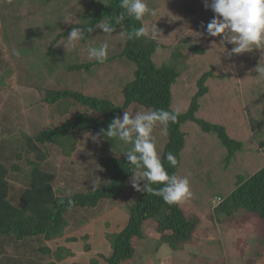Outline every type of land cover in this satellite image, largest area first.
Here are the masks:
<instances>
[{"label": "trees", "instance_id": "16d2710c", "mask_svg": "<svg viewBox=\"0 0 264 264\" xmlns=\"http://www.w3.org/2000/svg\"><path fill=\"white\" fill-rule=\"evenodd\" d=\"M43 1L41 13L39 11L28 19L25 14L13 16L11 10L29 6L32 0H0V19L3 20L10 52L28 59L6 69L0 75V84L5 85V79L16 73L23 74V85L45 92L46 104L58 109L60 116L64 117L59 125L48 127L34 136L25 132L15 134L11 128L4 130L22 145L15 149L16 155L11 160L0 152V243L4 240L17 243L42 240L44 246L39 251L54 259L49 264H59L62 257H73L68 248L60 246L53 251L47 243L65 237L70 227L69 213L78 209H95L102 201H113L114 204L119 201L126 192L132 171L122 154L131 145L102 136L104 145L94 147L96 145L85 144L83 136L107 129L111 121L122 116L125 110L164 109L179 113L175 123L157 126L152 133L168 173L178 175L183 171L180 177H187L189 182L200 175L199 183L205 185L203 190H212V185L217 187L214 194L193 191L199 196L192 195L194 189H190L193 202L203 197L210 201V207L214 197L222 198L218 207L213 209L216 216L230 217L244 211L258 215L264 221V78H258V73L253 71L264 59V49L233 55L231 49L234 45L222 43V37H209L204 26L215 14L206 9L204 0H145L157 15H146L144 22L150 28L156 25L160 36L168 32L167 25L163 24V19L169 15L165 6L170 1L181 4L188 19L180 20L175 33L188 32L189 36L173 50L169 62L158 66L155 63L157 53L167 47L158 42V37L154 40L136 39L132 33L140 23L126 16L114 32H124L127 36L123 51L108 56L104 63H98L90 61L87 52L89 47H98L96 37H100L97 33L102 29L85 32L84 39L68 52L64 40L73 27L86 30L102 19L110 20L113 15H118L122 11L120 0H106V5H94L93 9L85 8L82 12L78 11L77 5L81 1L83 4V0ZM39 4L42 5L41 1ZM202 7L205 13L201 12ZM7 16L11 18L7 20ZM176 17L172 16L174 20ZM38 19H42L41 26L20 28ZM198 24H202L200 29L190 31ZM182 42L187 45L188 53ZM214 52L217 54L213 57ZM209 53L206 62L203 56ZM188 54L195 60L189 67L185 62ZM125 61L132 65V71L127 72L128 63L124 65ZM117 71L123 72L120 78L124 83L118 100L109 83ZM65 77H71L70 82L67 83ZM59 78L64 89L51 87ZM180 79L190 91L187 93L188 100L191 99L189 105L183 100L185 97L180 88L175 103L173 91ZM219 86L230 88V104H227L225 91L218 93L216 90ZM195 133L199 137L195 138ZM188 143L194 146V150L188 149ZM11 146L6 145L3 150H10ZM50 146L67 158H72L77 151L95 149L99 153L98 166L107 181L93 189L63 196V190L55 188L57 174L48 169L52 158ZM168 153L177 157L176 167L167 162ZM191 167L196 168L195 173ZM16 176H21L26 186L13 202L11 192L15 187L12 182ZM225 182L229 184L227 189L223 187ZM161 186L153 185V188ZM154 219L160 247L167 244L177 250L181 244L193 239L197 222L186 218L179 204L168 205L158 195L141 192L129 209L127 225L111 235L113 251L110 257L102 258L104 262H133L137 252L133 241L144 240L142 228ZM83 240L88 241L89 236ZM85 248L90 250V244ZM63 252L67 255L63 256ZM92 264H97L95 258Z\"/></svg>", "mask_w": 264, "mask_h": 264}, {"label": "rangeland", "instance_id": "374dc122", "mask_svg": "<svg viewBox=\"0 0 264 264\" xmlns=\"http://www.w3.org/2000/svg\"><path fill=\"white\" fill-rule=\"evenodd\" d=\"M41 1L42 5H37ZM43 0H32L31 5L26 7L18 6L11 10L13 16L16 14H25V16L32 18L40 11L43 6ZM106 2V0H103ZM102 0H83L77 5L78 11L82 12L85 8L91 9L94 5L103 3ZM201 3H198V5ZM94 6V7H95ZM179 6V7H178ZM1 9V3H0ZM93 9V8H92ZM166 12L169 13L167 19L164 18V26L167 25L168 32L163 33L161 36L158 35V42L163 43L167 48L163 52L157 53L155 63L160 66L163 62H169L170 55L173 50L180 44L182 39L186 38L188 32L182 34L175 33L177 24L182 19H188L185 8L176 1H170L165 6ZM201 12L205 13L206 10L202 7ZM41 13V11H40ZM39 15L41 16V14ZM173 15H177V19L172 18ZM11 16H7V20ZM37 18V17H36ZM41 21L27 22L24 26H20L22 30L30 27V25L36 27L41 26ZM176 22V23H174ZM3 20L0 19V75L4 73L9 67L14 68L17 63L22 64L23 61H27L26 57H20L10 52V44L5 39L3 32ZM202 24H198L193 27L192 30H198ZM103 31V30H102ZM102 31L98 32L97 45L107 42L109 45L108 56L120 53L123 51L124 44L127 40V36L122 32L110 34H104ZM45 44V42H43ZM99 43V44H98ZM182 45L187 51V45L182 42ZM118 46V47H116ZM217 54L214 52L213 57ZM17 58L15 59V57ZM206 56L203 59L207 62ZM188 59L185 62L188 63V67L192 62L189 54ZM17 61V62H15ZM128 62H123L126 65ZM16 67V66H15ZM133 67L128 63L127 72L132 71ZM122 71V69H121ZM194 76V71H191ZM198 74V73H196ZM123 72L117 71L112 76L110 85L112 90L116 91L117 100L120 97L123 82L120 78ZM23 74L16 73L12 77L5 79V85L0 84V152L1 154L8 156V160L14 158L15 149L22 143L19 140L10 138L11 133L4 131L5 129L11 128L18 132L29 133L30 135H36L40 131L45 130L48 127H54L59 125L64 117H61V112L56 108H50L44 101L45 92L41 93L38 90L30 87H25L22 80ZM188 77V76H187ZM67 83L70 82L71 77L66 78ZM76 78L73 77V80ZM190 79V77H189ZM176 87L174 88L175 103L177 99L178 88L181 89L183 100L187 101V105L190 104V100L187 98L188 86L180 79ZM187 87H186V86ZM63 83L60 78L52 82L53 88L64 89ZM218 93L225 91L224 95H227V104L232 102V94L230 88L225 86H219L216 89ZM175 108V107H174ZM228 108V107H226ZM230 109V108H228ZM12 124L9 125L8 123ZM197 132V131H196ZM195 138L199 137L198 133H195ZM162 137H160L161 140ZM159 139V138H158ZM85 144L96 145L94 147L103 146L104 142L100 143L93 142L90 137L83 136ZM163 141V139H162ZM161 141V142H162ZM160 142V143H161ZM11 144L10 150H3V147ZM189 148L194 150V146L188 143ZM50 148H52L50 146ZM187 150V149H186ZM188 151V150H187ZM52 158L48 162V169L57 174V180L55 182V188L63 190V196L71 195L75 192L87 191L93 189L99 184L105 183L107 180L104 177V171L101 170L97 163V157L99 153L93 148H88L82 152L77 151L72 158H67L62 155L61 151L52 148ZM187 162V157L184 159ZM197 165V164H196ZM192 172L195 173L196 168L191 167ZM183 172V171H181ZM181 172L178 176L181 175ZM196 180L193 179L190 182V189L192 188V195L199 196L200 194L193 193V191H208L214 192L217 187L211 186L212 190H203L204 184L199 183L201 176H195ZM12 185L15 188L12 189L11 199L13 202L16 201L20 192L25 189L23 178L16 176L13 179ZM228 183H223V187L228 188ZM141 187H143V181H141ZM230 189V188H229ZM141 192L136 191L129 181L126 192L119 201L115 204L113 201H102L95 209H78L72 213H69L70 227L67 229L66 239L58 240L50 243V247L55 250L58 246L69 247L73 257H62L67 255V252L61 253L63 259L61 263L66 264H92V260L97 258V264H104L102 259L103 253L106 256L112 254V241L111 235H107V244L102 245L99 238L102 237V232L106 229L116 230V228H124L128 223L129 209L134 204ZM202 194V193H201ZM190 196L188 199L181 202V209L184 212L186 218L197 222V227L194 232L193 239L180 245V248L173 250L169 245L164 244L162 247L159 246L156 241L159 237L156 231L155 224L157 221H150L149 224L143 226L145 233L144 240L133 241L137 247L136 256L133 262L128 264H264V221L255 214H249L244 211H238L233 216H216L215 212L210 207V201L204 200L203 197H198L197 201L193 202V197ZM204 200V202H203ZM196 206V207H195ZM116 208H121L116 209ZM108 209H114L109 211ZM107 220L111 223H107V226H100V224H94L88 226L90 220ZM104 221V223H105ZM86 224V225H85ZM105 229V230H104ZM90 231L93 238L89 236V240L85 241L83 238ZM95 232H97L95 238ZM113 237V236H112ZM72 238H77V242H71ZM4 240L0 243V264H49L53 258L47 256L39 251V248L44 241L36 239L25 242H7ZM10 241V240H9ZM49 245V243H47ZM86 244H92L90 251L85 250ZM75 253V255H74ZM106 264V263H105Z\"/></svg>", "mask_w": 264, "mask_h": 264}, {"label": "clouds", "instance_id": "9594fccd", "mask_svg": "<svg viewBox=\"0 0 264 264\" xmlns=\"http://www.w3.org/2000/svg\"><path fill=\"white\" fill-rule=\"evenodd\" d=\"M204 4L206 9H211L215 14L204 26L207 35L222 37V43L234 45L231 54L239 55L254 49H264V0H211V2L204 0ZM119 6L122 11L118 15H113L110 20L102 19L94 27L88 26L86 30L73 27L63 43L66 51L75 49L84 39L85 32L93 33L96 29H102L104 34L109 35L116 32L117 26L125 20L126 16L140 23V26L132 33L136 39L157 38L160 31L156 25L150 28L144 22L146 15L155 16L157 11L149 9L145 0H120ZM108 49L107 42L98 47H89L88 59L104 63L108 58ZM261 61L253 69L258 73V78H264V63ZM178 115L179 113L164 109H137L135 112L125 110L122 116H116L111 121L107 129L102 128L95 135L90 133V136L89 133H85V137L100 143L103 136L111 140L117 139L124 145H131L122 153L126 156L128 164L132 166L131 186L138 192L160 196L168 205H176L191 196L190 182L187 177L168 173L157 151L152 133L157 126L166 127L170 122L175 123ZM166 160L172 167L178 164L177 157L173 153H168ZM141 181H143V187H141ZM153 185L162 186L153 188ZM220 202H222L221 197H214L211 201V209H216ZM156 241L158 242V239ZM103 257H110V255H102Z\"/></svg>", "mask_w": 264, "mask_h": 264}, {"label": "crops", "instance_id": "0c3cea01", "mask_svg": "<svg viewBox=\"0 0 264 264\" xmlns=\"http://www.w3.org/2000/svg\"><path fill=\"white\" fill-rule=\"evenodd\" d=\"M116 209H120L121 210V208H116ZM109 211H114V209L112 210V209H108ZM128 217H129V215H128ZM104 221L105 220H103V219H99V220H91V221H88V226L89 225H94V224H100V226L102 227V226H104L105 225V227L107 226V223H111L110 221H109V219H107L106 221H105V223H104ZM86 225V224H85ZM105 230V229H104ZM110 231H108L107 229L105 230V231H103L102 232V237H100L99 238V240H100V242H101V244L103 245H106L107 244V235L108 234H117L118 232H120L121 231V229H118V228H116V230H111V229H109ZM86 235H88V236H90L91 237V239L93 238V236L91 235V233H90V231L88 232V234H86ZM96 235H97V232H95V238H96ZM66 236V235H65ZM63 239H66V237H64ZM60 240H62V239H60ZM103 245V246H104ZM49 246H50V244H49ZM60 246H63V245H60ZM59 247V246H58ZM57 247V248H58ZM66 247V246H65ZM90 247H92V244L90 245ZM56 248V249H57ZM67 248V247H66ZM93 248V247H92ZM56 249L55 250H53V251H56ZM68 249L70 250V248L68 247ZM90 251V250H89ZM99 254H102V255H105V254H103V253H99ZM74 255H75V253H74ZM106 256V255H105ZM71 258H75V257H71ZM52 261H54V259L52 260ZM59 264H64V263H59ZM65 264H66V262H65ZM105 264V263H104Z\"/></svg>", "mask_w": 264, "mask_h": 264}]
</instances>
